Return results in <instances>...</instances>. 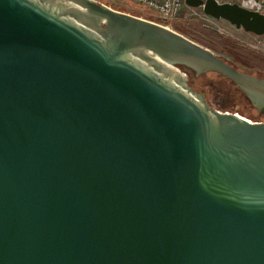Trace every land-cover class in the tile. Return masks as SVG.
<instances>
[{
	"label": "water",
	"instance_id": "95a60500",
	"mask_svg": "<svg viewBox=\"0 0 264 264\" xmlns=\"http://www.w3.org/2000/svg\"><path fill=\"white\" fill-rule=\"evenodd\" d=\"M185 3L264 35V11ZM183 66L264 93L150 20L0 0V264H264V121L210 106Z\"/></svg>",
	"mask_w": 264,
	"mask_h": 264
},
{
	"label": "rangeland",
	"instance_id": "374dc122",
	"mask_svg": "<svg viewBox=\"0 0 264 264\" xmlns=\"http://www.w3.org/2000/svg\"><path fill=\"white\" fill-rule=\"evenodd\" d=\"M118 1L127 6L120 5ZM238 1L240 0H235L234 2ZM107 2L115 10L144 19L150 18L146 11L141 9V6L132 4L128 0H116V3H111L107 0ZM200 16V7L189 8L184 6L177 18L166 25L169 26L168 28L183 34L194 42L209 48L216 55L230 62L235 61L236 64H241L248 69H258L264 75V53L261 50L264 47V35L258 36L243 29H237L223 19H216L211 24ZM206 25L208 26L206 27ZM196 83L203 85L202 88L208 91V97L211 101L218 95L217 93L221 97L224 96L225 90L228 89V83L217 79V75L213 72H208L198 82L196 80ZM217 102L218 100H215L216 105H213V107L220 111L236 112L251 121L264 120V113L259 117L256 116V110L249 106L248 101L242 99L241 101L235 100V103L230 105L227 103L217 104Z\"/></svg>",
	"mask_w": 264,
	"mask_h": 264
},
{
	"label": "built area",
	"instance_id": "2783aa9c",
	"mask_svg": "<svg viewBox=\"0 0 264 264\" xmlns=\"http://www.w3.org/2000/svg\"><path fill=\"white\" fill-rule=\"evenodd\" d=\"M92 1H95L99 4H103L111 8V4H107L108 3L107 0H92ZM109 1L111 3H116V0H109ZM128 1H130L132 4L141 6L142 7L141 9L143 11H146L147 15L150 16L149 18L151 19L150 21L160 24L162 26H166V27H169L166 24H168L170 21H173L174 19L177 18V16L179 15V13L181 12L184 6H187L189 8H195V7H190L186 5L185 0H128ZM234 1L235 0H216L217 3H233ZM261 1L262 0H240L236 3L248 9L263 11L264 7L261 4ZM118 2L120 5L127 6L121 3L120 1ZM200 17L203 20L211 24H213L214 20H216L215 18L204 14L202 10H201ZM207 19H210V20H207ZM261 50L264 53V47H262Z\"/></svg>",
	"mask_w": 264,
	"mask_h": 264
},
{
	"label": "flooded vegetation",
	"instance_id": "af4514ba",
	"mask_svg": "<svg viewBox=\"0 0 264 264\" xmlns=\"http://www.w3.org/2000/svg\"><path fill=\"white\" fill-rule=\"evenodd\" d=\"M208 25H206L207 27ZM218 56V55H217ZM219 58L223 59L227 64L231 65L233 68L237 69L238 71L240 72H243V73H248V74H251L257 78H264V75L263 73H261L260 70H256V69H248L244 66H242L241 64H236L235 61H228L227 59L221 57V56H218ZM181 70L182 72L185 73V77L187 79V84L193 88L197 93H204V96H205V100L206 102L210 105V106H213V105H216L215 104V100H218L217 104H220V103H225L229 97V93H228V90L229 89H234V90H238L240 91L249 101L252 105L256 106L258 111L261 112V114L264 113V93L259 90V89H255V88H250L249 90H242L240 87H238L234 82H232L231 80H229L228 78L224 77L223 75L217 73V72H213L217 75V79H221L223 80L224 82L228 83V89L225 90V95L224 96H220L219 93H217L218 95L214 97L213 101H211L208 97V94H207V91L205 88H202L203 85H198L196 83V80L198 82V80L202 77L205 76V74H207L208 72H203V73H195L194 71L188 69L187 67H181ZM204 75V76H203ZM231 82L234 84H231ZM237 89H236V88ZM260 121H264V120H260Z\"/></svg>",
	"mask_w": 264,
	"mask_h": 264
},
{
	"label": "trees",
	"instance_id": "16d2710c",
	"mask_svg": "<svg viewBox=\"0 0 264 264\" xmlns=\"http://www.w3.org/2000/svg\"><path fill=\"white\" fill-rule=\"evenodd\" d=\"M231 84H233L232 82H231ZM234 85V84H233ZM236 88V87H235ZM237 89V88H236ZM228 93L230 94L229 95V97H228V99H227V101L225 102V104L227 103V104H234L235 103V100L237 101H241V99L242 100H244V101H248V102H250L240 91H238V90H234V89H229L228 90Z\"/></svg>",
	"mask_w": 264,
	"mask_h": 264
},
{
	"label": "bare ground",
	"instance_id": "6f19581e",
	"mask_svg": "<svg viewBox=\"0 0 264 264\" xmlns=\"http://www.w3.org/2000/svg\"><path fill=\"white\" fill-rule=\"evenodd\" d=\"M250 2V1H249Z\"/></svg>",
	"mask_w": 264,
	"mask_h": 264
}]
</instances>
